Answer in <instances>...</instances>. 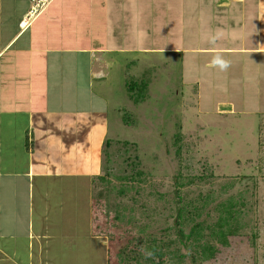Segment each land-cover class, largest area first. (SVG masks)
Returning a JSON list of instances; mask_svg holds the SVG:
<instances>
[{
    "label": "rangeland",
    "instance_id": "obj_1",
    "mask_svg": "<svg viewBox=\"0 0 264 264\" xmlns=\"http://www.w3.org/2000/svg\"><path fill=\"white\" fill-rule=\"evenodd\" d=\"M236 1L230 11L222 0H177L167 25H156L158 13L151 27L149 19L133 21L128 44L139 47L112 54L109 76L93 86L103 90V107H109L105 178L91 180L88 189L72 186L70 203L40 248H29L32 239L21 223L20 238L7 240L18 262L264 264V53L200 50L242 46L245 17L230 6ZM252 10L246 15L250 29ZM149 45L166 50L145 53ZM81 64L76 83L90 88L89 63ZM139 91L144 99L136 103ZM3 190L10 211L20 209L21 196H9L20 194L21 186ZM229 201L235 205L229 229L236 233L224 243L212 231ZM196 224L202 235L181 241L178 231L187 236ZM154 239L161 257L147 249ZM205 243L216 249L212 258L201 257Z\"/></svg>",
    "mask_w": 264,
    "mask_h": 264
},
{
    "label": "crops",
    "instance_id": "obj_2",
    "mask_svg": "<svg viewBox=\"0 0 264 264\" xmlns=\"http://www.w3.org/2000/svg\"><path fill=\"white\" fill-rule=\"evenodd\" d=\"M173 1L46 0L23 30L19 23L30 0H0V189L21 186L24 191L9 196H21L23 201L19 202L21 210L15 207L14 211L9 201L4 204L2 200L7 196L0 193V264H22L17 250L7 246L8 236L15 241L20 238L21 223L32 239L29 248H40V240L52 237L50 226L61 220L58 212L64 213V205L70 203L72 186L88 189L91 180L103 175L101 156L110 135L109 107H103V90L97 93L93 86L109 76L112 54L136 46L128 44L133 21L149 19L146 27H151L158 13L156 25L161 21L167 25L168 13L180 7ZM231 1L222 0V6L229 7ZM230 6L233 10L239 6L237 10L245 17L240 20L242 46L227 42L224 48L200 50L264 53V0H237ZM250 7L253 29L246 24ZM159 49L143 48L145 53ZM86 62L90 88L76 83L82 77L81 63ZM20 216L19 223L15 218ZM77 234L73 231L72 236Z\"/></svg>",
    "mask_w": 264,
    "mask_h": 264
},
{
    "label": "trees",
    "instance_id": "obj_3",
    "mask_svg": "<svg viewBox=\"0 0 264 264\" xmlns=\"http://www.w3.org/2000/svg\"><path fill=\"white\" fill-rule=\"evenodd\" d=\"M145 84V83H143ZM144 99V95H143V91H139V95L137 97H135V101L136 103L141 102ZM107 144H109V142L107 141ZM141 172L138 171L136 172V175L140 176ZM102 179H104V176H101ZM126 177V176H125ZM121 192H124V189H121ZM234 203L232 201H229L226 203V205L223 207L224 209V213L222 216H220L218 222H217V227L218 230H213L212 234L217 235L221 238L222 242H227V235L229 234H235L236 229L234 228V230L232 231L231 229H229V227L232 225L233 220L235 219L234 216ZM183 218V209L182 207H178V215L176 217V223L179 224L181 222L180 219ZM225 227H227V230L225 229ZM179 235H180V239L181 241L184 240V238H191V236L197 235L200 236L202 235L201 233V225L200 224H196L191 228L190 233L186 236L182 230L178 231ZM198 239V238H197ZM202 251H201V257L202 258H212L215 255V251L216 249L212 246V245H207L206 243L204 245H202ZM147 249L150 250L154 255H158V256H162L163 255V251L161 248H158V245L156 243V240H152L150 245L147 246Z\"/></svg>",
    "mask_w": 264,
    "mask_h": 264
},
{
    "label": "built area",
    "instance_id": "obj_4",
    "mask_svg": "<svg viewBox=\"0 0 264 264\" xmlns=\"http://www.w3.org/2000/svg\"><path fill=\"white\" fill-rule=\"evenodd\" d=\"M30 1L32 3L30 9L19 23V26L23 30L26 29L32 23V21L35 19L38 13L45 6V2H46V0H30Z\"/></svg>",
    "mask_w": 264,
    "mask_h": 264
}]
</instances>
